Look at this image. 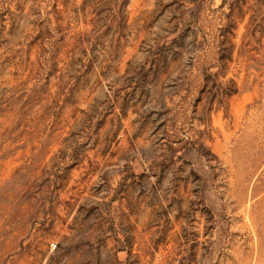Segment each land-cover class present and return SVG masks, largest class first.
<instances>
[{"label":"rangeland","instance_id":"rangeland-1","mask_svg":"<svg viewBox=\"0 0 264 264\" xmlns=\"http://www.w3.org/2000/svg\"><path fill=\"white\" fill-rule=\"evenodd\" d=\"M0 264H264V0H0Z\"/></svg>","mask_w":264,"mask_h":264}]
</instances>
